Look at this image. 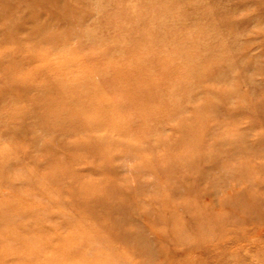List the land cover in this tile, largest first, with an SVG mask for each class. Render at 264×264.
Instances as JSON below:
<instances>
[{
	"label": "rangeland",
	"instance_id": "obj_1",
	"mask_svg": "<svg viewBox=\"0 0 264 264\" xmlns=\"http://www.w3.org/2000/svg\"><path fill=\"white\" fill-rule=\"evenodd\" d=\"M0 264H264V0H0Z\"/></svg>",
	"mask_w": 264,
	"mask_h": 264
}]
</instances>
